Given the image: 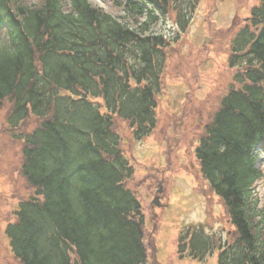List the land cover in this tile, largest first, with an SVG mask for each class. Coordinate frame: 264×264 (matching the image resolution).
<instances>
[{
    "label": "trees",
    "instance_id": "16d2710c",
    "mask_svg": "<svg viewBox=\"0 0 264 264\" xmlns=\"http://www.w3.org/2000/svg\"><path fill=\"white\" fill-rule=\"evenodd\" d=\"M199 2L106 0L113 15L92 0H0V109L11 102V129L30 115L40 121L22 133V172L43 198L22 201L6 228L21 264H146L144 214L127 188L134 170L115 119L136 140L156 128L166 52ZM170 14L176 32L156 31ZM227 64L233 86L211 104L194 155L236 239L210 241L196 229L187 244L195 258L218 252L217 264H264L255 195L264 176L255 166L264 154V0L234 28Z\"/></svg>",
    "mask_w": 264,
    "mask_h": 264
},
{
    "label": "rangeland",
    "instance_id": "374dc122",
    "mask_svg": "<svg viewBox=\"0 0 264 264\" xmlns=\"http://www.w3.org/2000/svg\"><path fill=\"white\" fill-rule=\"evenodd\" d=\"M92 2L113 15L120 13L106 0ZM258 2L200 0L189 27L166 52L156 128L149 136L136 140L129 124L115 119L120 148L135 171V177L126 184L143 206L147 264H217L218 252L204 258L191 254L187 243L196 229H202L210 241L231 244L236 239L226 207L199 172L194 135L209 118L211 104H217L233 86L227 64L229 40L234 28L244 24ZM154 29L172 35L177 30L174 14L165 21L161 19ZM10 105L6 100L0 109V264H21L4 229L15 220L14 210L20 201L42 198L22 172V133L32 131L40 121L30 115L20 127L11 129L7 123ZM255 166L264 171V154L259 155ZM255 195L264 212V176L255 184ZM261 226L264 242V222ZM181 243L185 244L183 252L179 249Z\"/></svg>",
    "mask_w": 264,
    "mask_h": 264
}]
</instances>
